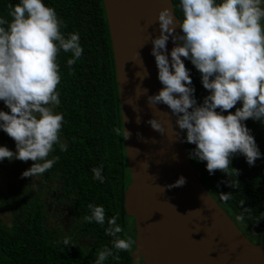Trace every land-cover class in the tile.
<instances>
[{"label":"clouds","instance_id":"obj_1","mask_svg":"<svg viewBox=\"0 0 264 264\" xmlns=\"http://www.w3.org/2000/svg\"><path fill=\"white\" fill-rule=\"evenodd\" d=\"M179 5L181 19L169 7L161 8L156 15L159 35H150V54L162 88L147 95V105L159 110L157 105L164 104L170 109L183 132V142L195 145L189 157L206 162L209 175L230 169L237 176L238 170L230 167L233 154L243 155L249 166L262 155L244 121L251 118L264 123V0H179ZM11 7V20L0 18V101L9 110L0 109V130L13 139L15 151L0 145V161L31 160L34 163L21 176L33 177L50 169L58 159L48 158L54 145L67 150L66 143H60L64 116L54 110L60 105L57 54L61 50L70 52L67 65L71 67L84 49L78 33L67 37L62 34L63 21L44 0H19ZM177 27L182 34L176 33ZM170 38L174 46L168 50ZM181 57L199 71L200 83L208 92L199 104L190 70ZM139 60L143 75H136L143 80L148 73ZM146 93L147 89H142L141 95ZM237 102L240 107L227 112ZM139 120L137 116V123ZM147 123L163 132L157 119ZM128 136L125 131L124 138ZM102 172V165L93 168V179L103 183ZM185 182L180 176L165 187H179ZM219 195L227 201L232 193ZM88 207L91 215L85 220L103 225L104 207ZM118 218L107 219L106 233L114 237L113 248L127 251L133 241L118 235L123 231ZM64 244H68L67 239ZM112 255L113 249L104 247L97 253L95 264H104Z\"/></svg>","mask_w":264,"mask_h":264},{"label":"trees","instance_id":"obj_2","mask_svg":"<svg viewBox=\"0 0 264 264\" xmlns=\"http://www.w3.org/2000/svg\"><path fill=\"white\" fill-rule=\"evenodd\" d=\"M18 2L0 0V18L10 21L11 6ZM44 3L54 8L63 21L60 30L65 37L73 32L79 34L84 51L71 67L67 65L70 52L61 50L57 54L60 105L54 110L64 116L60 143H66L67 150L61 151L59 144L54 145L48 158L58 159L50 169L33 177L21 176L34 163L31 160L0 161V264H95L97 253L104 247L113 249V255L104 264H134L130 250L135 231L129 232L134 222L124 209L130 176L103 0H44ZM172 4L177 19H181L179 0H172ZM3 26L6 28L7 23ZM185 66L190 70L199 104L208 92L200 83L201 74L187 59ZM236 107H240L239 102L227 112H234ZM0 109L9 111L2 101ZM244 123L262 154L253 166L236 153L230 158V167L238 170L237 176L230 169L215 170L209 175L206 162L189 159L216 202L241 231L239 224L247 226L250 240L259 242L264 231V123L251 118ZM184 143L189 156L195 145ZM0 145L15 151V142L2 130ZM101 165L103 183L94 180L92 173L93 168ZM221 192L232 193L231 198L222 200ZM89 204L104 207L103 225L85 220L91 215ZM51 205L68 208L70 223L66 232L59 225L58 210L53 211ZM113 216L119 217L117 223L123 229L118 235L131 237L133 241L127 251L113 248L114 237L106 233L107 219Z\"/></svg>","mask_w":264,"mask_h":264},{"label":"water","instance_id":"obj_3","mask_svg":"<svg viewBox=\"0 0 264 264\" xmlns=\"http://www.w3.org/2000/svg\"><path fill=\"white\" fill-rule=\"evenodd\" d=\"M103 6L130 176L124 209L134 222V264H264V231L257 245L244 235L201 183L170 109L147 105V95L162 88L149 39L159 35L157 12L174 11L172 0H103ZM176 33L182 34L179 27ZM173 46L170 38L166 49ZM139 58L148 73L143 80ZM142 89L147 93L141 95ZM151 118L161 123L162 133L147 123ZM180 176L183 186L165 187Z\"/></svg>","mask_w":264,"mask_h":264},{"label":"rangeland","instance_id":"obj_4","mask_svg":"<svg viewBox=\"0 0 264 264\" xmlns=\"http://www.w3.org/2000/svg\"><path fill=\"white\" fill-rule=\"evenodd\" d=\"M262 7H264V5H262ZM261 23L264 24V19H262ZM51 209L53 211L58 210V216L59 217H57V216L56 217L58 218V222H60L59 225L61 226L62 231L66 232L68 230L69 223H70V216H69V213L67 210L68 208L63 207V206H60L59 208H57L55 205H51ZM239 226L241 227L242 231H244L246 233L245 235L247 237L249 235L247 226L244 224H239ZM133 230L135 231L134 226H130L129 232H131ZM249 236L247 238H249Z\"/></svg>","mask_w":264,"mask_h":264},{"label":"flooded vegetation","instance_id":"obj_5","mask_svg":"<svg viewBox=\"0 0 264 264\" xmlns=\"http://www.w3.org/2000/svg\"><path fill=\"white\" fill-rule=\"evenodd\" d=\"M254 244H259V242L258 241H255V240H251Z\"/></svg>","mask_w":264,"mask_h":264}]
</instances>
